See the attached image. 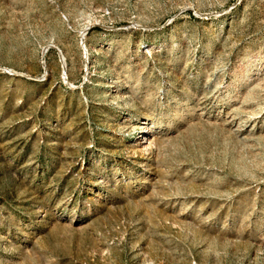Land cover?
Masks as SVG:
<instances>
[{
    "label": "rangeland",
    "instance_id": "rangeland-1",
    "mask_svg": "<svg viewBox=\"0 0 264 264\" xmlns=\"http://www.w3.org/2000/svg\"><path fill=\"white\" fill-rule=\"evenodd\" d=\"M0 264H264V0H0Z\"/></svg>",
    "mask_w": 264,
    "mask_h": 264
},
{
    "label": "bare ground",
    "instance_id": "bare-ground-1",
    "mask_svg": "<svg viewBox=\"0 0 264 264\" xmlns=\"http://www.w3.org/2000/svg\"><path fill=\"white\" fill-rule=\"evenodd\" d=\"M144 129H146L145 127H143ZM145 134H146V132H145ZM146 142V141H145ZM147 145H149V142H147V143H145V144H143V145H141V147L140 148H146L147 147Z\"/></svg>",
    "mask_w": 264,
    "mask_h": 264
}]
</instances>
